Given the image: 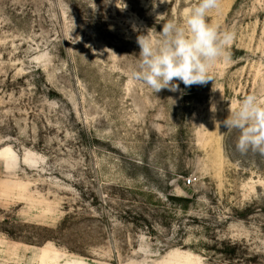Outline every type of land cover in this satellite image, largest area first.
I'll use <instances>...</instances> for the list:
<instances>
[{
	"label": "rangeland",
	"instance_id": "obj_1",
	"mask_svg": "<svg viewBox=\"0 0 264 264\" xmlns=\"http://www.w3.org/2000/svg\"><path fill=\"white\" fill-rule=\"evenodd\" d=\"M198 2L0 0V264H264V156L223 124L264 99V0L209 11L212 81L130 77Z\"/></svg>",
	"mask_w": 264,
	"mask_h": 264
},
{
	"label": "clouds",
	"instance_id": "obj_2",
	"mask_svg": "<svg viewBox=\"0 0 264 264\" xmlns=\"http://www.w3.org/2000/svg\"><path fill=\"white\" fill-rule=\"evenodd\" d=\"M219 7L220 0H199L186 11L183 25L169 20L163 24L159 38L139 36V63L130 70L131 79L155 93L162 89L177 91L175 81L185 87L212 81L210 69L217 62L230 61L227 49L235 39L233 31H221L218 25L208 22L209 11ZM223 124L228 130L239 131L236 149L241 155L251 151L264 156V99L256 94L245 96L230 109Z\"/></svg>",
	"mask_w": 264,
	"mask_h": 264
}]
</instances>
